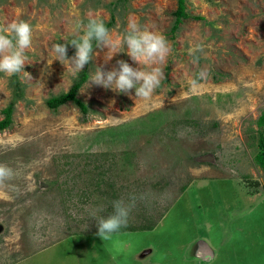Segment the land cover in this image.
Here are the masks:
<instances>
[{
    "label": "rangeland",
    "instance_id": "obj_1",
    "mask_svg": "<svg viewBox=\"0 0 264 264\" xmlns=\"http://www.w3.org/2000/svg\"><path fill=\"white\" fill-rule=\"evenodd\" d=\"M186 5L173 32L178 0H0V20L33 28L26 72L0 73V122L13 104L0 129V164L13 170L0 184V264H264V0ZM89 18L111 22L116 45L130 18L166 38L150 100L88 87L97 66L139 67L127 45L93 42L78 91L88 112L49 106L84 71L51 63L52 45ZM118 199L133 204L128 223L104 241L92 212Z\"/></svg>",
    "mask_w": 264,
    "mask_h": 264
},
{
    "label": "clouds",
    "instance_id": "obj_2",
    "mask_svg": "<svg viewBox=\"0 0 264 264\" xmlns=\"http://www.w3.org/2000/svg\"><path fill=\"white\" fill-rule=\"evenodd\" d=\"M64 40L67 43L59 42L52 45L51 63L53 60H59L65 65V61H68L74 74L83 71L93 59V42L96 47L108 50L124 48L127 45V54L139 65L133 67L126 60L120 59L110 70L97 66L88 80V87L103 86L105 89L128 94L134 89L135 97L150 100L164 79L163 70L156 65L163 63L169 55V44L162 34L141 27L134 19H129L120 45L114 44L109 29L99 18H89L88 22L82 25L81 34ZM32 43L33 28L29 22L23 19L11 22L0 20V73L7 76L25 73L26 53L31 49ZM68 44L75 48V53L71 57L68 56ZM118 52L121 51L105 55V63L111 61ZM12 176L13 170L0 164V184ZM132 206L133 204L118 199L112 202V212L108 215H97L102 209L94 210L92 218L96 220L98 227L96 235L104 241L111 240L113 234L127 226ZM212 257V254L208 255V258Z\"/></svg>",
    "mask_w": 264,
    "mask_h": 264
},
{
    "label": "trees",
    "instance_id": "obj_3",
    "mask_svg": "<svg viewBox=\"0 0 264 264\" xmlns=\"http://www.w3.org/2000/svg\"><path fill=\"white\" fill-rule=\"evenodd\" d=\"M176 18L173 25V32L179 28L183 19L190 17L189 12L187 11L186 0H178V8L175 12ZM106 27L111 25V22L105 24ZM89 73L84 70L80 79L72 86L69 92L62 93L59 96L52 97L48 100V104L52 109H57L60 105H63L69 101H74L84 113L88 112V106L84 101L78 97V91L82 85L87 81ZM6 117L0 122V129H5L12 124V115H13V104L8 106L5 110ZM258 126L263 130L264 128V113L259 117ZM263 149L257 153L256 162H259L264 168V142L262 141ZM119 234H123L120 232Z\"/></svg>",
    "mask_w": 264,
    "mask_h": 264
}]
</instances>
